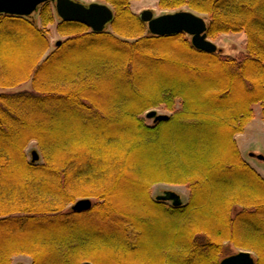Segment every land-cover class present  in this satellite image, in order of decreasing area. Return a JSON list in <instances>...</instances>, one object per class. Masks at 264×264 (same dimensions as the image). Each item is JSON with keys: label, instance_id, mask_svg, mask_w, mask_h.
I'll return each instance as SVG.
<instances>
[{"label": "trees", "instance_id": "obj_1", "mask_svg": "<svg viewBox=\"0 0 264 264\" xmlns=\"http://www.w3.org/2000/svg\"><path fill=\"white\" fill-rule=\"evenodd\" d=\"M106 1L113 30L59 17L53 51L52 2L0 12V264L19 253L31 264H221L235 247L264 264V176L236 139L264 105V0H159L204 13L209 37L244 32L237 56L200 50L185 32L154 35L132 0ZM160 105L172 114L148 123ZM31 140L42 160L27 158ZM158 182L185 185L189 199L156 201ZM124 186L128 212L115 205ZM81 197L93 206L73 211ZM158 218L167 227L153 232Z\"/></svg>", "mask_w": 264, "mask_h": 264}, {"label": "water", "instance_id": "obj_2", "mask_svg": "<svg viewBox=\"0 0 264 264\" xmlns=\"http://www.w3.org/2000/svg\"><path fill=\"white\" fill-rule=\"evenodd\" d=\"M53 2L58 17L65 21L79 22L93 31H103L106 25L114 18L113 9L108 4L90 3L83 4L78 0H0V12L15 15L30 16L44 2ZM141 19L148 24V30L154 35H171L185 32L191 37V43L200 50L215 52L218 48L213 43L207 32V22L204 16L195 11L178 10L155 16L151 9L139 13ZM60 43V41H58ZM146 117L152 121L168 119V114L158 113L156 109L146 113ZM258 160H264V154L251 153ZM33 160L38 159L37 152L33 153ZM156 201L171 202L173 206L179 207L183 204L182 196L174 190L167 189L157 194ZM93 206V199L81 197L71 205L73 211H88ZM84 264H92L84 262ZM221 264H255V257L251 251L240 250L235 254L224 257Z\"/></svg>", "mask_w": 264, "mask_h": 264}, {"label": "rangeland", "instance_id": "obj_3", "mask_svg": "<svg viewBox=\"0 0 264 264\" xmlns=\"http://www.w3.org/2000/svg\"><path fill=\"white\" fill-rule=\"evenodd\" d=\"M80 2H82L83 4H90V3H101V4H108L112 7L113 11H114V7L112 4H110L109 2H107L106 0H78ZM131 10L135 13V14H139L140 12H142L143 10H149L151 9L153 11V13L155 14V16H159L160 14H164V13H170L172 11H178V10H189V11H194V10H190L187 6L182 5L180 8H165L162 7L160 5L159 0H132L131 2ZM53 7V9H55L54 7V3H52L51 5ZM196 13H198L201 16L206 17V15L204 13H199L197 11H195ZM140 15V14H139ZM54 22H52V24H49L46 26V29L49 30V39L51 42V46H50V51H53V48L55 47V44L58 43V41H63L65 35L61 34L58 31L57 25L59 23V17L54 16ZM38 18V24L41 25V20L39 17ZM206 19V18H205ZM106 26H108V28L110 30H113L112 26H110L109 24H107ZM209 37V36H208ZM209 39L213 42L216 43L218 48L222 50L223 53H230L233 55L240 54L241 51H243L246 48L247 45V41H246V35L244 32H225V33H218L215 34V36L213 37H209ZM169 68V66H168ZM170 74H174V75H178L180 76L181 69L177 66H172L169 69ZM145 82L148 83V79L146 78L144 80ZM32 86V83H30L29 81L25 82L24 84H22V86L14 88V89H23V88H27L30 89ZM115 87V86H114ZM103 90L109 91V92H114L116 90H125L127 91L126 88L123 87H116L115 89H112L111 87H102ZM177 107H179V104H177ZM156 109L158 111V113L161 114H168L171 115L172 111L168 110L165 106H154L153 108H151L150 110ZM149 110V111H150ZM146 113L145 112L143 114L145 120L148 123H153V121L151 119H148L146 117ZM236 139L238 141V146L240 148V150H242V155L243 157L248 160L252 166H255V168L257 170H259V172L264 176V160H258L256 157L254 156H250V154L252 152H254L255 154H264V105L261 104H256L255 105V118L251 120V122L246 126V130L244 132H241L240 134H238L236 136ZM136 144V148L137 149H141L144 151L145 150H149L144 143L140 142L137 140V142H135ZM25 151H26V155L27 158L32 160L33 158V153L37 152V154H39L38 158L39 160H42L43 158L41 157V153H40V148H38V141L37 140H31L27 143L26 147H25ZM204 150V149H203ZM193 150H188V152L193 153ZM155 153V152H154ZM135 153L133 154V157H130V163H137L138 168L140 169V171L142 172L143 170L145 171L147 168H143V163L145 161V155L141 156V155H135ZM216 159V158H215ZM127 160V162L129 161V159H125V161ZM124 162V161H123ZM128 180L131 181V176L128 177ZM124 189V194H122L123 197H121V195L116 196V199L118 198L117 201H115V205L119 207L120 211H130L132 209V206L129 205L127 198H125L126 194L131 193L132 192V188L128 187V186H124V188H120L119 191H123ZM170 189V190H174L175 192L179 193L182 196L183 199V203L187 202V200L189 199V191L187 189V187L185 185L182 184H171V183H163V182H158L156 184L153 185L152 189H151V196L156 198L157 194L162 193L163 191ZM93 199V198H90ZM77 201V200H76ZM75 201V202H76ZM74 203V202H73ZM72 203V204H73ZM71 204V205H72ZM93 204H94V199H93ZM160 224V225H159ZM149 227L152 229L153 232H158V230L160 229H166L167 224L164 223L163 224V220L161 218H158V220H151L149 222ZM149 228V229H150ZM25 238H29V236H25ZM4 239L3 236L0 235V240ZM239 250H244V249H239V248H233L232 250V254L235 252H238ZM250 251V250H249ZM12 264H31L32 262V256H29L27 254H22L19 253L17 255L12 256Z\"/></svg>", "mask_w": 264, "mask_h": 264}]
</instances>
